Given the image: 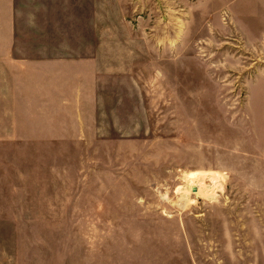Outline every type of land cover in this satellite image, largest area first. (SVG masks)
I'll use <instances>...</instances> for the list:
<instances>
[{"label":"rangeland","instance_id":"obj_1","mask_svg":"<svg viewBox=\"0 0 264 264\" xmlns=\"http://www.w3.org/2000/svg\"><path fill=\"white\" fill-rule=\"evenodd\" d=\"M19 2L101 73L23 109L0 264H264V0Z\"/></svg>","mask_w":264,"mask_h":264},{"label":"crops","instance_id":"obj_2","mask_svg":"<svg viewBox=\"0 0 264 264\" xmlns=\"http://www.w3.org/2000/svg\"><path fill=\"white\" fill-rule=\"evenodd\" d=\"M19 3L0 0V183L13 179L15 188L20 179L23 109L37 108L38 100L50 106L55 92L64 100L69 83H94L101 69L81 52L102 49L100 42H51L48 28L47 41L23 42L17 23ZM38 51L70 53L38 58Z\"/></svg>","mask_w":264,"mask_h":264},{"label":"bare ground","instance_id":"obj_3","mask_svg":"<svg viewBox=\"0 0 264 264\" xmlns=\"http://www.w3.org/2000/svg\"><path fill=\"white\" fill-rule=\"evenodd\" d=\"M198 177H201V178L203 177V179L206 178V180H208L209 177H213V176H211L210 174H205V173H203L202 175L199 174ZM198 177H197V178H198ZM200 180H201V179H200ZM200 180H199V181H200ZM203 181H204V180H202L201 182H203ZM207 182H209V181H207ZM198 184H201V183H198ZM206 184H207V183L205 182L204 184H201V186H200V185L197 186V189L199 190V193L202 194V195H206V194L210 193V192H209L210 187L207 186Z\"/></svg>","mask_w":264,"mask_h":264}]
</instances>
